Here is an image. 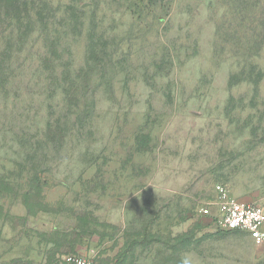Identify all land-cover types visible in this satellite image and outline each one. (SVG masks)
<instances>
[{"label":"rangeland","instance_id":"obj_1","mask_svg":"<svg viewBox=\"0 0 264 264\" xmlns=\"http://www.w3.org/2000/svg\"><path fill=\"white\" fill-rule=\"evenodd\" d=\"M34 2L0 10V264L75 224L97 264H264L216 221L218 185L264 206V0Z\"/></svg>","mask_w":264,"mask_h":264},{"label":"built area","instance_id":"obj_2","mask_svg":"<svg viewBox=\"0 0 264 264\" xmlns=\"http://www.w3.org/2000/svg\"><path fill=\"white\" fill-rule=\"evenodd\" d=\"M218 212L216 221L223 230H241L249 233L257 245H264V206L234 199L229 190L217 187ZM58 264H97L94 258L83 254L70 253Z\"/></svg>","mask_w":264,"mask_h":264},{"label":"trees","instance_id":"obj_3","mask_svg":"<svg viewBox=\"0 0 264 264\" xmlns=\"http://www.w3.org/2000/svg\"><path fill=\"white\" fill-rule=\"evenodd\" d=\"M36 1V0H35ZM43 1V0H42ZM41 2V0H40ZM35 3L34 0H0V10H5V14L10 19H23L25 17H30L31 5ZM40 14V13H39ZM41 16V14H40ZM21 29V28H20ZM26 31L22 32V35H28ZM37 179L39 174L36 173ZM39 180V179H38ZM29 193H25V197H28ZM24 206L27 208V204L23 200ZM1 210L3 209V205L0 206ZM28 214H30L28 212ZM34 216V214H30ZM29 215V216H30ZM8 216V210L5 212V215H0V221L5 220ZM25 222L28 220L24 218ZM26 227V223L23 222V227L20 229V235L29 236L26 232H24V228ZM33 231V236L39 238L40 242H44L46 245H51L50 249L46 253V257L49 258L50 261L53 262L56 259V254L59 253L61 255H66L70 253L80 254L79 250L83 245V241L87 238L89 234H92L90 231L83 230L80 226L75 224L74 226H69L65 228H58L56 226L53 227L52 230H45L43 234L38 233L37 228L31 229ZM227 231H240V230H227ZM126 250V248H125ZM17 261H15L16 263ZM22 264V263H21ZM117 264V262L115 263Z\"/></svg>","mask_w":264,"mask_h":264},{"label":"crops","instance_id":"obj_4","mask_svg":"<svg viewBox=\"0 0 264 264\" xmlns=\"http://www.w3.org/2000/svg\"><path fill=\"white\" fill-rule=\"evenodd\" d=\"M53 226L47 230H52ZM46 230V231H47ZM20 231V230H19ZM36 237V236H33ZM36 242H32L33 246L19 247L17 255L12 254L10 261H17L19 264H51L52 261L46 257L47 251L50 249L51 245H46L44 242H40L39 238L36 237ZM31 243V242H29ZM61 254H56V260L60 258Z\"/></svg>","mask_w":264,"mask_h":264},{"label":"clouds","instance_id":"obj_5","mask_svg":"<svg viewBox=\"0 0 264 264\" xmlns=\"http://www.w3.org/2000/svg\"><path fill=\"white\" fill-rule=\"evenodd\" d=\"M179 264H194V257L191 253H185L182 255Z\"/></svg>","mask_w":264,"mask_h":264}]
</instances>
